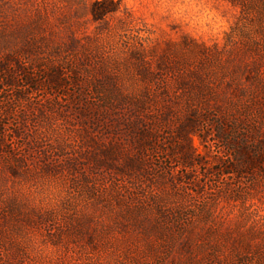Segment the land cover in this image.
<instances>
[{
	"label": "rangeland",
	"instance_id": "1",
	"mask_svg": "<svg viewBox=\"0 0 264 264\" xmlns=\"http://www.w3.org/2000/svg\"><path fill=\"white\" fill-rule=\"evenodd\" d=\"M0 264H264V0H0Z\"/></svg>",
	"mask_w": 264,
	"mask_h": 264
}]
</instances>
